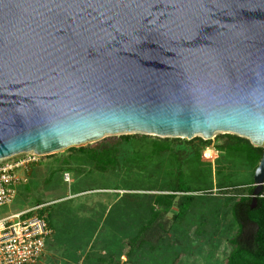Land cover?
<instances>
[{"label": "water", "instance_id": "95a60500", "mask_svg": "<svg viewBox=\"0 0 264 264\" xmlns=\"http://www.w3.org/2000/svg\"><path fill=\"white\" fill-rule=\"evenodd\" d=\"M137 134L264 148V0H0V161Z\"/></svg>", "mask_w": 264, "mask_h": 264}, {"label": "rangeland", "instance_id": "374dc122", "mask_svg": "<svg viewBox=\"0 0 264 264\" xmlns=\"http://www.w3.org/2000/svg\"><path fill=\"white\" fill-rule=\"evenodd\" d=\"M124 136L138 137H134L131 144L122 143L118 147L120 166L107 173L95 169L87 162L86 155L78 151L101 149L102 141L75 147V151L68 149L39 157L26 176L27 183L17 188L15 201L0 208V220L40 204L50 206L49 217L55 234L36 264H162L164 261H150V256L144 261L141 251L130 259L129 247L118 249L117 243L119 230L127 225L128 216L132 218L135 235L151 218L153 198L161 197L156 196L162 194L160 190L172 186L174 158L171 159V154L174 151L178 156H186L184 171L188 184L199 192L175 196L173 209L159 220L156 232L146 240L151 249L174 247L178 259H169L163 264H223L228 252L227 241L238 229L232 206L240 198L250 196L256 170H252L244 157H228L217 150H211L212 155L208 156L205 151L196 159L194 153L199 151L184 143L175 146L172 153L144 161V156L152 154L155 140L165 138L142 134ZM221 136L223 134H215L211 140L215 146L222 143L218 139ZM120 137L104 140L112 142ZM221 186L224 188L220 189ZM185 197L192 198L189 214L182 220L176 219L177 205L184 203ZM127 199L130 200L127 202ZM155 210L160 212L157 207ZM91 226L97 229L89 241L94 231ZM69 229L72 231L68 234ZM92 245V256L85 259Z\"/></svg>", "mask_w": 264, "mask_h": 264}, {"label": "trees", "instance_id": "16d2710c", "mask_svg": "<svg viewBox=\"0 0 264 264\" xmlns=\"http://www.w3.org/2000/svg\"><path fill=\"white\" fill-rule=\"evenodd\" d=\"M134 137L138 136H121L112 142L110 140H102V142H100V146H103V148L101 149L81 148L78 151L86 155L87 162L92 164L95 169L101 173H107L109 171H115L120 166L117 158L118 147L122 143L129 144ZM218 139L221 140L222 143L217 146H215L212 141H204L201 138H194L193 140L186 142H183V140L180 139L170 140L169 138L155 140L153 143L152 154L144 156V161L149 160L154 156L159 157L166 153H172L175 146L182 145V143H184L188 147L195 148V150L199 151L194 153L196 159H200L201 154L205 151L208 156L212 155L211 150H217L225 153L228 157H244L253 171L257 169L264 154L263 148H257L253 146L250 141L234 135L226 134ZM69 150L75 151L74 148H70ZM185 157L186 156L184 154H180V156L176 155L174 151L171 154V159L174 158L172 186L169 189L160 190L162 194L156 196L161 197L153 198L154 201L150 203L151 218L145 225L140 226L139 231L135 235H133L135 228L131 224L132 218L130 216L127 218L126 216L127 225L122 226L119 230L120 239H118L120 241L117 243V247L118 249H124L125 246H128L129 252L127 255L130 259L137 257L139 251L142 252L144 261L148 256L152 257L150 261H164L163 263H167L169 259L175 258V261L178 259V255L175 254L174 247L169 248V250H163L159 246L151 249L149 241L146 239L153 231L156 232L157 229H155V227L159 220L164 217V215L169 214V212L173 209L174 201L176 200L175 196H189V194L199 192L198 190L190 188L188 184V176L184 171V166L188 160H186ZM190 159L194 158L190 157ZM219 188L222 189L224 187L221 186ZM254 189L255 187L250 189V196L240 198L232 206L233 220L238 229L236 234L227 241L226 246L228 248V252L223 260V264H264V198H258L256 206L252 208ZM121 199L123 201L125 199L124 196H122ZM128 200L130 199H127V202ZM191 201V197H185V202L177 205L178 215L176 216V219L182 220L189 214ZM39 206L43 205L40 204L38 207ZM49 207L50 206L40 210L39 214L41 216H47L48 223L53 229L54 227H52L53 225L51 224L49 217ZM156 207L159 208L160 212L156 213ZM125 209V212H128V209ZM111 214L112 211H109L108 215ZM108 218L109 217H107V219ZM88 227L90 228V224ZM91 228L94 229V231L90 235L89 241L93 239V236L96 233L95 229H97L94 226H91ZM53 231L55 230L53 229ZM68 231L69 232L67 233L69 234L72 230L69 229ZM92 248L93 245L89 248V252L85 255V259H90V256H92ZM109 251H111V249Z\"/></svg>", "mask_w": 264, "mask_h": 264}, {"label": "built area", "instance_id": "2783aa9c", "mask_svg": "<svg viewBox=\"0 0 264 264\" xmlns=\"http://www.w3.org/2000/svg\"><path fill=\"white\" fill-rule=\"evenodd\" d=\"M38 159L28 153L0 161V208L15 201L17 188L27 183L26 176ZM259 198H264V191ZM46 207L0 220V264H36L43 258L54 234L47 216L39 214Z\"/></svg>", "mask_w": 264, "mask_h": 264}, {"label": "crops", "instance_id": "0c3cea01", "mask_svg": "<svg viewBox=\"0 0 264 264\" xmlns=\"http://www.w3.org/2000/svg\"><path fill=\"white\" fill-rule=\"evenodd\" d=\"M52 237H53V236H52ZM51 239H52V238H51ZM51 239H50V240H51ZM50 240H49V242H50ZM49 242H48V244H49ZM48 244H47V248H48Z\"/></svg>", "mask_w": 264, "mask_h": 264}]
</instances>
